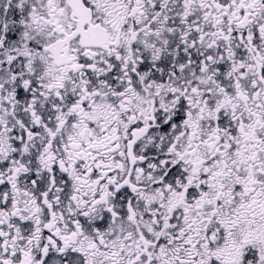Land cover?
<instances>
[{
  "label": "snow or ice",
  "instance_id": "obj_1",
  "mask_svg": "<svg viewBox=\"0 0 264 264\" xmlns=\"http://www.w3.org/2000/svg\"><path fill=\"white\" fill-rule=\"evenodd\" d=\"M0 264H264V0H0Z\"/></svg>",
  "mask_w": 264,
  "mask_h": 264
}]
</instances>
